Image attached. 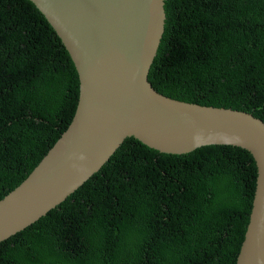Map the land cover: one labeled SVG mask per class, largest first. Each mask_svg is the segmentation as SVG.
Returning <instances> with one entry per match:
<instances>
[{
  "label": "trees",
  "instance_id": "obj_1",
  "mask_svg": "<svg viewBox=\"0 0 264 264\" xmlns=\"http://www.w3.org/2000/svg\"><path fill=\"white\" fill-rule=\"evenodd\" d=\"M148 71L160 92L264 120V0H165ZM79 77L32 0H0V198L69 124ZM257 165L239 145L170 153L127 136L105 163L0 241V264H236Z\"/></svg>",
  "mask_w": 264,
  "mask_h": 264
},
{
  "label": "water",
  "instance_id": "obj_2",
  "mask_svg": "<svg viewBox=\"0 0 264 264\" xmlns=\"http://www.w3.org/2000/svg\"><path fill=\"white\" fill-rule=\"evenodd\" d=\"M61 38L79 77L67 127L0 198V241L38 219L97 171L125 137L163 152L211 143L248 149L257 165L236 264H264V120L252 112L178 99L148 79L165 0H32Z\"/></svg>",
  "mask_w": 264,
  "mask_h": 264
}]
</instances>
